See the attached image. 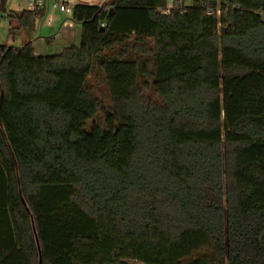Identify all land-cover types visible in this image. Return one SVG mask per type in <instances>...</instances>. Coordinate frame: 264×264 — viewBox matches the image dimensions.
<instances>
[{
  "label": "trees",
  "instance_id": "trees-1",
  "mask_svg": "<svg viewBox=\"0 0 264 264\" xmlns=\"http://www.w3.org/2000/svg\"><path fill=\"white\" fill-rule=\"evenodd\" d=\"M7 2L0 264H264V0L77 3L47 56Z\"/></svg>",
  "mask_w": 264,
  "mask_h": 264
},
{
  "label": "crops",
  "instance_id": "crops-1",
  "mask_svg": "<svg viewBox=\"0 0 264 264\" xmlns=\"http://www.w3.org/2000/svg\"><path fill=\"white\" fill-rule=\"evenodd\" d=\"M60 2L73 5L83 3L99 6L105 3L106 0H60ZM27 6V0H8L7 2L8 10L11 12L19 13L28 10ZM0 19L3 21L0 28L6 30L7 37L11 39L10 43L4 45L16 48L22 47L26 42L24 34L16 30H12V34H9L10 29H15L14 22L7 18L0 17ZM80 31V25L72 22L71 15L51 9L50 1H47L42 8V17L37 21L32 39L35 56L57 55L68 46H77L80 43Z\"/></svg>",
  "mask_w": 264,
  "mask_h": 264
},
{
  "label": "rangeland",
  "instance_id": "rangeland-1",
  "mask_svg": "<svg viewBox=\"0 0 264 264\" xmlns=\"http://www.w3.org/2000/svg\"><path fill=\"white\" fill-rule=\"evenodd\" d=\"M10 1V0H9ZM96 1V0H95ZM92 2V1H91ZM182 6H189L192 5V0H183ZM3 21L0 19V24H2ZM11 39L7 37L6 30H2L0 28V46L4 44L10 43ZM7 46V45H4ZM120 49V46L117 45L113 48L112 51L118 52ZM111 53V50H103V55H108ZM88 87L91 90V93L93 96L97 99L99 102V110L94 118V122L103 123L105 114L109 111L110 108V101L108 97V92L106 90L105 82H104V76L102 72L95 67L93 72L88 78ZM88 121L85 126V130L89 131L92 127V122Z\"/></svg>",
  "mask_w": 264,
  "mask_h": 264
},
{
  "label": "built area",
  "instance_id": "built-area-1",
  "mask_svg": "<svg viewBox=\"0 0 264 264\" xmlns=\"http://www.w3.org/2000/svg\"><path fill=\"white\" fill-rule=\"evenodd\" d=\"M47 1H50L51 9L57 10L61 13L71 15L72 8L74 6L73 4L62 3L60 1H54V0H27V5H28L27 9L29 11H33L37 8L42 9L45 6ZM172 5H173L172 1L169 2L167 6V11H166L167 13H168V10L172 8Z\"/></svg>",
  "mask_w": 264,
  "mask_h": 264
}]
</instances>
